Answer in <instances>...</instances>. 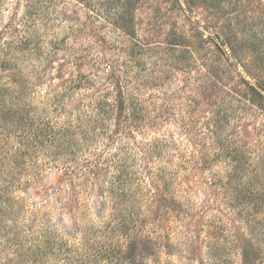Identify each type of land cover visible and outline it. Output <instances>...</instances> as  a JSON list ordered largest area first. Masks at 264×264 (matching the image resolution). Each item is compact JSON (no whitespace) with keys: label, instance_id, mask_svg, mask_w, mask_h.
<instances>
[{"label":"trees","instance_id":"1","mask_svg":"<svg viewBox=\"0 0 264 264\" xmlns=\"http://www.w3.org/2000/svg\"><path fill=\"white\" fill-rule=\"evenodd\" d=\"M14 1L25 13L14 8L5 17L0 0V264H143L145 252L167 256L166 230L184 229L179 218L196 209L180 194V179L208 163L199 151L181 152L174 134L146 133L165 112L139 98L141 85L130 88L126 69L97 54L90 55L95 72L80 73L86 57L68 40L81 28L68 27L67 9L60 12L69 2ZM179 41L174 34L169 44ZM58 60L73 73L54 85ZM228 123L225 115L204 127L218 146L212 156L234 163L224 162L236 202L264 211V171L249 164L255 151L222 133ZM41 187L46 196L26 200ZM235 215L253 236L240 246L242 264H255L264 254V218ZM254 236L262 240L256 246Z\"/></svg>","mask_w":264,"mask_h":264},{"label":"rangeland","instance_id":"2","mask_svg":"<svg viewBox=\"0 0 264 264\" xmlns=\"http://www.w3.org/2000/svg\"><path fill=\"white\" fill-rule=\"evenodd\" d=\"M66 1L60 12L67 9V26L81 28L68 40L86 57V65L77 68L80 73L95 72L90 55L97 54L121 71L126 69L133 80L130 88L141 85L139 98L165 112L159 126L146 133L174 134L181 152L199 151L197 155L208 163L180 179L184 186L180 194L196 209L190 218H179L186 222L184 229L175 224L166 230L170 254L145 252L143 264H242L240 246L250 232L235 213L264 218V211L255 213L251 206L236 202V183L228 176L233 174L228 165L234 163L213 158L211 151L218 146L204 127H209L210 119L227 115L228 128L222 133L255 151L249 164L264 171V0H86L85 7ZM21 6L5 0V17L14 8L25 13ZM123 27L131 37L123 35ZM174 34L180 38L177 46L169 44ZM61 63L56 61L50 70L54 85L73 73L72 66L61 68ZM220 181L226 186L220 187ZM259 183L264 194L260 178ZM47 187L31 190L26 200L42 199ZM216 220L222 230L212 223ZM259 241L254 236L252 245ZM257 258L255 264H264V254Z\"/></svg>","mask_w":264,"mask_h":264}]
</instances>
